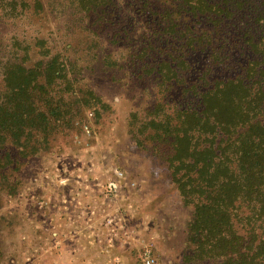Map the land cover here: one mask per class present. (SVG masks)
<instances>
[{"label":"trees","instance_id":"16d2710c","mask_svg":"<svg viewBox=\"0 0 264 264\" xmlns=\"http://www.w3.org/2000/svg\"><path fill=\"white\" fill-rule=\"evenodd\" d=\"M26 8L82 20L105 64L144 84L127 133L192 210L181 264H264V0H0V20ZM45 42L2 62L0 209L55 134L109 107Z\"/></svg>","mask_w":264,"mask_h":264},{"label":"rangeland","instance_id":"374dc122","mask_svg":"<svg viewBox=\"0 0 264 264\" xmlns=\"http://www.w3.org/2000/svg\"><path fill=\"white\" fill-rule=\"evenodd\" d=\"M4 15L0 78L8 55L26 49L34 57V42L43 38L46 47L78 63L79 81L109 107L98 115L84 110L25 165L17 194L0 209V264H131L138 254L143 262L152 258L151 264H181L192 210L181 202L165 165L127 133L129 112L151 99L144 84L105 64L109 48L93 44L82 20L51 8L40 15L27 8Z\"/></svg>","mask_w":264,"mask_h":264},{"label":"built area","instance_id":"2783aa9c","mask_svg":"<svg viewBox=\"0 0 264 264\" xmlns=\"http://www.w3.org/2000/svg\"><path fill=\"white\" fill-rule=\"evenodd\" d=\"M152 262H153V259L150 258L149 256H146V257L144 258V263H145V264H151Z\"/></svg>","mask_w":264,"mask_h":264}]
</instances>
